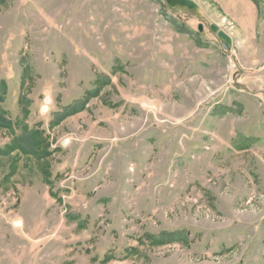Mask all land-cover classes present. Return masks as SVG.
Instances as JSON below:
<instances>
[{
    "label": "rangeland",
    "instance_id": "374dc122",
    "mask_svg": "<svg viewBox=\"0 0 264 264\" xmlns=\"http://www.w3.org/2000/svg\"><path fill=\"white\" fill-rule=\"evenodd\" d=\"M1 82L0 264H264V0H5Z\"/></svg>",
    "mask_w": 264,
    "mask_h": 264
},
{
    "label": "trees",
    "instance_id": "16d2710c",
    "mask_svg": "<svg viewBox=\"0 0 264 264\" xmlns=\"http://www.w3.org/2000/svg\"><path fill=\"white\" fill-rule=\"evenodd\" d=\"M254 1V0H253ZM5 0H0V4L4 3ZM4 89H5V83H0V103L4 100ZM91 95H93V92H91ZM84 101L81 103V106H76L72 109H68V113L77 112L84 108ZM12 121L6 118L5 111L0 107V126L3 127H12ZM44 139L41 138L39 135V131L34 129L30 130L27 127L24 128V131L22 132L21 138L15 139V143L11 144L13 147L14 144L17 147L24 146L26 151H28L31 154H37V148L43 143ZM175 233L170 232L167 233V237H169V240H173L175 238Z\"/></svg>",
    "mask_w": 264,
    "mask_h": 264
},
{
    "label": "water",
    "instance_id": "95a60500",
    "mask_svg": "<svg viewBox=\"0 0 264 264\" xmlns=\"http://www.w3.org/2000/svg\"><path fill=\"white\" fill-rule=\"evenodd\" d=\"M199 30H202V26H201V25L199 26ZM224 45H225L226 47H229V44H227V43H225V42H224Z\"/></svg>",
    "mask_w": 264,
    "mask_h": 264
}]
</instances>
